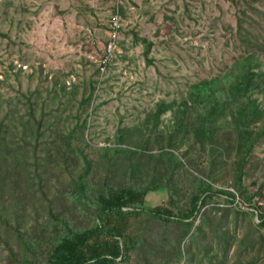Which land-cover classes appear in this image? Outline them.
I'll use <instances>...</instances> for the list:
<instances>
[{"label": "trees", "instance_id": "obj_1", "mask_svg": "<svg viewBox=\"0 0 264 264\" xmlns=\"http://www.w3.org/2000/svg\"><path fill=\"white\" fill-rule=\"evenodd\" d=\"M135 41L146 53L151 48L137 34ZM261 63L255 53L241 55L223 72L191 83L181 97L158 101L140 124L121 127L108 139L115 146L97 151L86 138L100 83L92 80V90L78 102L76 125L58 130L52 142H59L64 162L79 168L63 192L69 205L61 215L51 208L50 221L31 229L22 203L14 205L17 223L0 216L21 247L4 241L9 253L2 264H264V204L257 201L264 197V181L252 182L254 191L246 183L253 167L264 169V156L257 154H264ZM7 118L0 119V145L15 125L8 126ZM41 126L32 125L35 141ZM86 149L97 162L88 160ZM106 163L113 166L109 175L97 171L89 179L94 166ZM3 167L0 158V174ZM7 173L0 188L7 186ZM42 183L28 175L21 185L12 181L10 190L16 194L26 186L24 200L34 205ZM157 191L167 199L148 211L147 197Z\"/></svg>", "mask_w": 264, "mask_h": 264}, {"label": "rangeland", "instance_id": "obj_2", "mask_svg": "<svg viewBox=\"0 0 264 264\" xmlns=\"http://www.w3.org/2000/svg\"><path fill=\"white\" fill-rule=\"evenodd\" d=\"M135 34L152 43L147 53ZM247 53L258 55L264 67V0H0V119L9 115L6 124L17 125L7 127L0 145V176L10 177L0 188V216L17 223L14 205L22 203L31 229L50 221L51 208L61 215L69 205L63 192L79 168L64 162L59 142H52L58 130L76 125L78 102L92 80L100 83L86 138L97 151L115 146L108 139L140 124L158 101L181 97L191 83L223 72ZM259 98L264 106V94ZM35 122L42 125L38 141ZM85 151L89 161H98ZM112 167L94 166L89 179L97 171L109 175ZM28 175L43 182L34 205L24 200L26 186L10 190L12 181L21 185ZM263 181L264 169L253 167L250 189ZM166 199L165 191L153 192L145 207ZM4 241L20 251L17 236L0 221V264L8 259Z\"/></svg>", "mask_w": 264, "mask_h": 264}, {"label": "built area", "instance_id": "obj_3", "mask_svg": "<svg viewBox=\"0 0 264 264\" xmlns=\"http://www.w3.org/2000/svg\"><path fill=\"white\" fill-rule=\"evenodd\" d=\"M259 204H264V201H260ZM256 219H257V218H256ZM256 222H257V220H256Z\"/></svg>", "mask_w": 264, "mask_h": 264}, {"label": "water", "instance_id": "obj_4", "mask_svg": "<svg viewBox=\"0 0 264 264\" xmlns=\"http://www.w3.org/2000/svg\"><path fill=\"white\" fill-rule=\"evenodd\" d=\"M257 215H258V213H256ZM257 218V217H256ZM257 220V222H259V220L258 219H256Z\"/></svg>", "mask_w": 264, "mask_h": 264}]
</instances>
